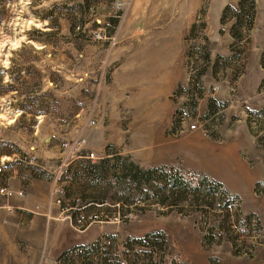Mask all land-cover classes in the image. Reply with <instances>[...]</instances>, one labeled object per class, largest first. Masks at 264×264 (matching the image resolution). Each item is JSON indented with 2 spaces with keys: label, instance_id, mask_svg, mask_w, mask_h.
<instances>
[{
  "label": "rangeland",
  "instance_id": "374dc122",
  "mask_svg": "<svg viewBox=\"0 0 264 264\" xmlns=\"http://www.w3.org/2000/svg\"><path fill=\"white\" fill-rule=\"evenodd\" d=\"M255 1L253 26L244 29L237 41L230 28L238 0L0 2V165L5 164L8 171L9 164L17 162L23 169L30 168L35 178L52 181L51 187H45L58 208L51 221L70 224L77 241L72 247L99 245L95 256L108 257L110 264H264V0ZM227 5L230 8L221 22ZM124 18L166 19L171 32L182 37L181 65L185 61L187 83L172 92L174 121L186 129V135L197 131L215 143L238 146L239 157L255 180L250 186L240 179L235 187L240 195L226 189L238 196L229 209V220L234 222L236 212L241 220L253 213L260 231L255 228L245 236L238 234L234 224L232 231L220 229L216 219L224 211L217 208L222 203L219 199L208 214L195 207L180 213L146 202L122 216L119 203L87 206L79 198L82 206H78L76 196L80 195L69 191L64 202L73 208L69 214L56 203L53 179L68 166L62 165L63 158L41 153H67L64 142L85 139L81 153L94 152L95 161L114 152L121 154L109 136L115 134L116 122L128 119L121 112L122 100L132 91L119 87L114 79L121 60L117 35L137 28L121 22ZM32 151L38 156L30 163ZM5 175L0 176V184L7 183ZM61 181L64 188L72 184L69 179ZM25 197L26 191L23 197L0 196V209L11 204L10 199ZM92 214L99 216L88 223L76 222L80 215ZM211 226L214 240L209 245L204 236L211 235ZM7 233L6 240L0 238V263L44 264L56 259L52 263L59 264V252L49 245L52 232L40 235L42 245L23 225L17 231L8 227ZM138 238L153 245L151 256L145 253L148 246L135 242ZM74 264L83 262L76 259Z\"/></svg>",
  "mask_w": 264,
  "mask_h": 264
},
{
  "label": "crops",
  "instance_id": "0c3cea01",
  "mask_svg": "<svg viewBox=\"0 0 264 264\" xmlns=\"http://www.w3.org/2000/svg\"><path fill=\"white\" fill-rule=\"evenodd\" d=\"M144 19L124 18L121 22H130L137 28L122 30L117 35L121 60L114 79L119 87H127L132 92L122 100L121 112L128 119L114 124L115 134L109 136L110 142L121 154L130 156L143 167L173 166L195 170L220 181L228 191L240 195L235 189L236 183L244 179L251 186L255 176L239 157L238 146L215 143L214 139L197 131L186 135V129L174 122L176 103L172 92L187 83L185 61L181 65L182 37L171 32L170 21L166 19ZM147 21L149 25L144 23ZM29 154L37 153L32 151ZM41 154L43 157L63 158L66 160L63 166L74 160L68 158L66 151L52 150ZM6 170L4 179L7 184L16 189L23 188L26 197L10 199L11 204L0 209V238L3 241L7 239L8 227L17 231V227L23 225L31 238L34 239L35 235L34 242L38 245L43 244L42 233L52 232L53 240L49 245H54L55 253L59 252L57 256L71 248L77 242L74 229L65 220L51 221L58 214V208L45 187H51L52 181L35 178L30 168L23 169L17 162L10 163ZM12 224L17 227H12ZM83 240L79 242L84 243ZM13 262L26 264L23 260ZM52 262L56 263V259ZM52 262L44 264H54Z\"/></svg>",
  "mask_w": 264,
  "mask_h": 264
},
{
  "label": "trees",
  "instance_id": "16d2710c",
  "mask_svg": "<svg viewBox=\"0 0 264 264\" xmlns=\"http://www.w3.org/2000/svg\"><path fill=\"white\" fill-rule=\"evenodd\" d=\"M0 2L3 4L6 0H0ZM229 8L230 5L224 8L221 22ZM237 8L230 28V35L236 41L241 40L244 29L249 31L252 28L256 14V1L238 0ZM243 21L245 23H242ZM241 25L243 27H240ZM67 166L61 180L69 179L72 184L65 188V196L78 193L80 196L76 198L84 200V205L87 204V206L119 203L121 215L125 216L132 206L148 202L147 204L161 205L180 213L195 207L201 213L208 214L214 211L215 199H219L222 203L218 202L217 208L224 211V213H218L219 217L216 219L220 229L229 232L234 224L238 234L243 233L246 234L245 236L255 228L257 231L261 229L258 218L253 213L241 216L243 217L241 220L236 212L234 222L230 223L229 209L238 196L230 194L220 181L195 170H184L173 166L142 167L134 160L117 152L101 157L98 161H92L83 154ZM77 178L82 181H78ZM72 185L77 188L74 189ZM98 189L101 193H97ZM86 198L89 200L86 201ZM79 204L78 201L75 205L82 206ZM213 229V226L209 227L208 232L211 235L204 236V240L209 245L214 240ZM158 234L163 237L162 233ZM234 236L236 237L237 234ZM135 242L148 246L149 251L145 253L151 256L153 245H149L145 238H138ZM98 248L99 245H77L63 251L57 261L59 264H74L76 259H80L83 264H110L108 257L95 256ZM94 257L97 259L95 262Z\"/></svg>",
  "mask_w": 264,
  "mask_h": 264
},
{
  "label": "built area",
  "instance_id": "2783aa9c",
  "mask_svg": "<svg viewBox=\"0 0 264 264\" xmlns=\"http://www.w3.org/2000/svg\"><path fill=\"white\" fill-rule=\"evenodd\" d=\"M91 124H95V122L93 120L90 121ZM191 128L195 129L196 125L195 124H191ZM205 131V130H204ZM206 133V132H205ZM205 135V134H204ZM85 144V140L81 139L78 141H69V142H64L62 145L66 148L67 150V155L69 159L75 158L76 156L79 155H83V153H81L83 147ZM84 157L95 161L98 157L94 154V152L89 151L84 153ZM36 160V157L34 155H30L29 156V161L33 162ZM4 172H5V164L0 165V176H4ZM63 175V169L58 171L57 175L54 177L53 181H54V187H53V193L55 195V201L57 204H61L63 205V209L62 211H67L68 214L71 212L70 209H73L71 206L66 205L65 202V188L63 187L62 181H61V177ZM15 195H19V197H23L25 195V191L23 188L19 189V190H14L11 188V186H9L7 183H3L0 184V196L9 199L12 196ZM79 201V198H76V202ZM77 204V203H76ZM99 215L98 214H92L88 217H86L85 215H80L76 222L78 223H88L90 220L94 221V219H96ZM70 219V215L68 216Z\"/></svg>",
  "mask_w": 264,
  "mask_h": 264
},
{
  "label": "bare ground",
  "instance_id": "6f19581e",
  "mask_svg": "<svg viewBox=\"0 0 264 264\" xmlns=\"http://www.w3.org/2000/svg\"><path fill=\"white\" fill-rule=\"evenodd\" d=\"M85 140V139H84Z\"/></svg>",
  "mask_w": 264,
  "mask_h": 264
}]
</instances>
